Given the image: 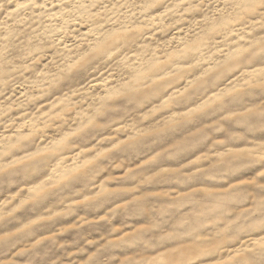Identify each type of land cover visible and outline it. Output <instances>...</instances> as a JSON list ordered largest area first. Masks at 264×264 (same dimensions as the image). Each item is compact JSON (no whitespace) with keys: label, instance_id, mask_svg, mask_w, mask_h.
I'll return each instance as SVG.
<instances>
[{"label":"rangeland","instance_id":"obj_1","mask_svg":"<svg viewBox=\"0 0 264 264\" xmlns=\"http://www.w3.org/2000/svg\"><path fill=\"white\" fill-rule=\"evenodd\" d=\"M261 173L264 0H0V264H252Z\"/></svg>","mask_w":264,"mask_h":264},{"label":"snow or ice","instance_id":"obj_2","mask_svg":"<svg viewBox=\"0 0 264 264\" xmlns=\"http://www.w3.org/2000/svg\"><path fill=\"white\" fill-rule=\"evenodd\" d=\"M260 179H264V173H261ZM258 247L260 249V259L258 261L253 260L252 264H264V243H261Z\"/></svg>","mask_w":264,"mask_h":264}]
</instances>
